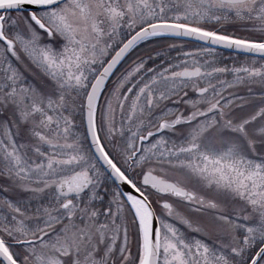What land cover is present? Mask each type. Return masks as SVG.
Returning <instances> with one entry per match:
<instances>
[{
  "label": "snow or ice",
  "instance_id": "snow-or-ice-1",
  "mask_svg": "<svg viewBox=\"0 0 264 264\" xmlns=\"http://www.w3.org/2000/svg\"><path fill=\"white\" fill-rule=\"evenodd\" d=\"M0 264H264V0H0Z\"/></svg>",
  "mask_w": 264,
  "mask_h": 264
}]
</instances>
